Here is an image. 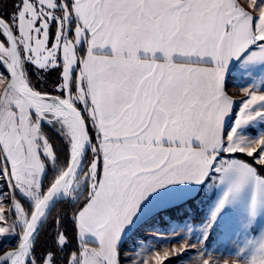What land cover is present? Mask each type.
Returning <instances> with one entry per match:
<instances>
[{"label":"snow or ice","instance_id":"6c2138e0","mask_svg":"<svg viewBox=\"0 0 264 264\" xmlns=\"http://www.w3.org/2000/svg\"><path fill=\"white\" fill-rule=\"evenodd\" d=\"M0 264H264V0H0Z\"/></svg>","mask_w":264,"mask_h":264},{"label":"rangeland","instance_id":"374dc122","mask_svg":"<svg viewBox=\"0 0 264 264\" xmlns=\"http://www.w3.org/2000/svg\"><path fill=\"white\" fill-rule=\"evenodd\" d=\"M225 258H230V257H228L227 255H225Z\"/></svg>","mask_w":264,"mask_h":264}]
</instances>
